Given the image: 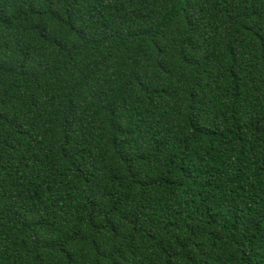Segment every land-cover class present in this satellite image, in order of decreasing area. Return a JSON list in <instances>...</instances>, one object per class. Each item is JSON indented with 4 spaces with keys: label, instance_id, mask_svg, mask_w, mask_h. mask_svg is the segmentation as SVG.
I'll return each instance as SVG.
<instances>
[{
    "label": "trees",
    "instance_id": "trees-1",
    "mask_svg": "<svg viewBox=\"0 0 264 264\" xmlns=\"http://www.w3.org/2000/svg\"><path fill=\"white\" fill-rule=\"evenodd\" d=\"M0 264H264V0H0Z\"/></svg>",
    "mask_w": 264,
    "mask_h": 264
}]
</instances>
